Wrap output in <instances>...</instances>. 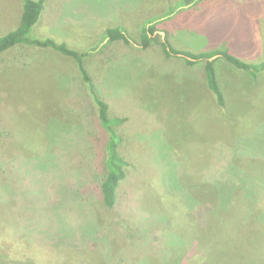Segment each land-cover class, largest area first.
Listing matches in <instances>:
<instances>
[{
    "label": "rangeland",
    "instance_id": "1",
    "mask_svg": "<svg viewBox=\"0 0 264 264\" xmlns=\"http://www.w3.org/2000/svg\"><path fill=\"white\" fill-rule=\"evenodd\" d=\"M0 0V40L33 36L93 50L98 93L125 118L129 165L103 203L107 134L74 58L12 44L0 52V264H264V0ZM182 51L140 44L148 20ZM96 49V50H95ZM192 58V57H190ZM24 258V259H23ZM23 261H20V260ZM22 262V263H21Z\"/></svg>",
    "mask_w": 264,
    "mask_h": 264
},
{
    "label": "trees",
    "instance_id": "2",
    "mask_svg": "<svg viewBox=\"0 0 264 264\" xmlns=\"http://www.w3.org/2000/svg\"><path fill=\"white\" fill-rule=\"evenodd\" d=\"M26 1V6H29L33 11V7L29 0ZM201 0H184V5H193L199 3ZM160 19L148 20L144 26L140 44L143 48L149 47L153 42H159L167 56H178L182 53L181 50L172 47L169 41L165 39L160 33H156L157 24ZM34 22L30 19H24L20 26L13 31L8 37L0 40V52L4 49L6 41L10 40L12 44L34 45L42 48H51L64 56H69L75 59L78 64L79 71L84 82L87 84L88 90L92 96L96 106L97 117L101 127L107 134L105 144V167L106 174L100 185V194L103 203L108 208H113L116 205L118 198V191L121 183L127 176V167L129 165L126 157L123 155L121 146L124 142V136L121 126L125 121L122 116H116L111 112L109 103L98 93L93 83V79L85 66V59L92 55L93 50L80 51L67 45L65 42H58L53 38L40 39L32 34ZM96 50V49H95ZM186 61L193 64L200 59H207L209 64L206 68V77L209 88L214 92L220 104L223 103V96L219 87L216 69L213 65L212 57H219L239 69L252 76L264 72V60L258 63H252L241 59L237 54L231 52L229 49H217L207 51L200 54H189ZM24 259V258H23ZM20 261H23L22 259ZM22 263V262H21Z\"/></svg>",
    "mask_w": 264,
    "mask_h": 264
}]
</instances>
